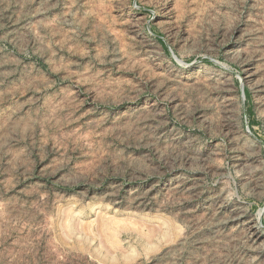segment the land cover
<instances>
[{
    "label": "rangeland",
    "instance_id": "obj_1",
    "mask_svg": "<svg viewBox=\"0 0 264 264\" xmlns=\"http://www.w3.org/2000/svg\"><path fill=\"white\" fill-rule=\"evenodd\" d=\"M0 264H264V0H0Z\"/></svg>",
    "mask_w": 264,
    "mask_h": 264
}]
</instances>
